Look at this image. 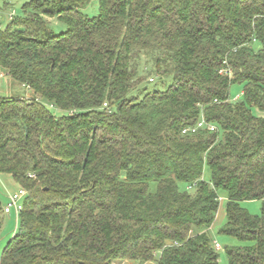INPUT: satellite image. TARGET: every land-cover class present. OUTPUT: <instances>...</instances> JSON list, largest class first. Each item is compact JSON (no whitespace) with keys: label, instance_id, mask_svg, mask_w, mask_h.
Wrapping results in <instances>:
<instances>
[{"label":"trees","instance_id":"trees-1","mask_svg":"<svg viewBox=\"0 0 264 264\" xmlns=\"http://www.w3.org/2000/svg\"><path fill=\"white\" fill-rule=\"evenodd\" d=\"M91 1L25 0L0 28L32 94L0 97V172L28 192L1 263L218 264L225 191L221 233L250 242L230 264H264V0Z\"/></svg>","mask_w":264,"mask_h":264},{"label":"rangeland","instance_id":"rangeland-1","mask_svg":"<svg viewBox=\"0 0 264 264\" xmlns=\"http://www.w3.org/2000/svg\"><path fill=\"white\" fill-rule=\"evenodd\" d=\"M25 0H8L7 7H5L4 0H0V28L2 30L6 29V27L11 22L10 17L11 15L19 16L21 15V7ZM82 10L89 14V15H97L99 13V0H92L90 3H88L85 7L82 8ZM51 22L52 28L56 32H61L64 29H66V25L59 21L57 18H49ZM260 44H255V48H259ZM154 77H150L149 80L152 81L149 83L150 87L156 88V89H164L166 86H164L163 83L159 79L154 82ZM170 80H167L165 82V85H169ZM243 85L236 84L232 87L231 90V98L232 100H244V94H243ZM31 91L24 87L23 85L19 84L15 80H13L11 77H9L4 69H0V97L2 96H27L30 97L32 94H30ZM49 108L55 112L57 115L64 114L63 111L54 108L51 106V103L45 102ZM254 112L258 115H262L263 113L254 109ZM203 179L206 182H210L211 180V170L207 166H205L204 169V175ZM20 184H18L14 178L7 173H1L0 172V260L2 259V253L7 245V243L10 241V239L14 236L15 233L18 232L19 226L17 224V217L14 212L12 213H5L3 211L4 207L7 205L9 201L10 195L18 192L20 189ZM181 189L186 190L188 189L185 184H181ZM191 190V189H188ZM191 192H194L192 190ZM220 207L215 219L214 224L209 230L210 237L216 245L217 243L220 245V248L217 249V253L219 254V261L218 264H230L228 254H227V248L229 246H237V245H245L250 244V242H243L239 240L236 237L229 236L226 234L221 233L222 228L227 223V193L225 191H220ZM242 207L246 209L248 212H250L253 215H259L262 211L263 201L262 200H245L241 203ZM134 262V261H133ZM137 263V262H135ZM114 264H127L123 263L122 261H115ZM128 264H132L129 262ZM154 264V262H152Z\"/></svg>","mask_w":264,"mask_h":264},{"label":"built area","instance_id":"built-area-1","mask_svg":"<svg viewBox=\"0 0 264 264\" xmlns=\"http://www.w3.org/2000/svg\"><path fill=\"white\" fill-rule=\"evenodd\" d=\"M13 15H11L12 17ZM207 127L208 129H215V126L212 125V124H209L207 123V121L205 120L204 117L201 118V120L194 126H191V127H187L183 130V132H195L197 131L198 129L200 128H205ZM27 190L23 187H20V189L18 190V192L10 195L9 197V201L7 203V205L4 207L3 211L5 213H12L14 212L16 214V217H17V222H18V217H19V214L20 212L22 211L23 207H24V200L27 196ZM215 247L217 249L220 248V245L217 243L215 245ZM0 264L1 263V260H0Z\"/></svg>","mask_w":264,"mask_h":264}]
</instances>
